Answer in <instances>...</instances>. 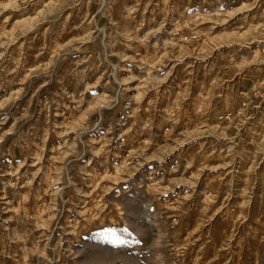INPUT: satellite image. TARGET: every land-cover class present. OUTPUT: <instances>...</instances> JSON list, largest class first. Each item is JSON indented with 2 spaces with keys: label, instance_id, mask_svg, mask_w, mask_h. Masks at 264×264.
Instances as JSON below:
<instances>
[{
  "label": "rangeland",
  "instance_id": "obj_1",
  "mask_svg": "<svg viewBox=\"0 0 264 264\" xmlns=\"http://www.w3.org/2000/svg\"><path fill=\"white\" fill-rule=\"evenodd\" d=\"M262 63L264 0H0V264H264Z\"/></svg>",
  "mask_w": 264,
  "mask_h": 264
},
{
  "label": "crops",
  "instance_id": "obj_2",
  "mask_svg": "<svg viewBox=\"0 0 264 264\" xmlns=\"http://www.w3.org/2000/svg\"><path fill=\"white\" fill-rule=\"evenodd\" d=\"M239 79L238 85H241L242 88L247 91V94L245 95L246 99H252L253 102L254 100L256 101L258 97L260 98L262 95L264 96V63L254 71L249 70V72L241 73ZM262 99H264V97Z\"/></svg>",
  "mask_w": 264,
  "mask_h": 264
},
{
  "label": "built area",
  "instance_id": "obj_3",
  "mask_svg": "<svg viewBox=\"0 0 264 264\" xmlns=\"http://www.w3.org/2000/svg\"><path fill=\"white\" fill-rule=\"evenodd\" d=\"M239 94L244 97L246 95V91L245 90H239ZM242 103V102H241Z\"/></svg>",
  "mask_w": 264,
  "mask_h": 264
},
{
  "label": "bare ground",
  "instance_id": "obj_4",
  "mask_svg": "<svg viewBox=\"0 0 264 264\" xmlns=\"http://www.w3.org/2000/svg\"><path fill=\"white\" fill-rule=\"evenodd\" d=\"M103 4V3H102ZM101 5V4H100Z\"/></svg>",
  "mask_w": 264,
  "mask_h": 264
}]
</instances>
